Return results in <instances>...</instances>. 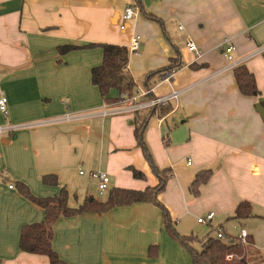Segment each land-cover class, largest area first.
Here are the masks:
<instances>
[{"label":"crops","instance_id":"0c3cea01","mask_svg":"<svg viewBox=\"0 0 264 264\" xmlns=\"http://www.w3.org/2000/svg\"><path fill=\"white\" fill-rule=\"evenodd\" d=\"M135 3L0 0V95L8 98L9 107L8 116L0 112V264H50L47 255L20 248L22 226L42 221L45 210L20 192L18 182L38 197L57 195L64 186L72 207L94 197V171L108 173V193L158 182L137 144L134 112L103 114L105 108L120 106L105 101L92 81L102 48L59 52L66 44L129 47L134 35L142 47L130 51L128 69L138 93L148 89L150 71L172 58L183 63L170 82L154 77L155 97L173 88L182 92L171 103L172 111L152 117L145 131L158 166L173 169L159 199L175 229L189 235L219 227L233 235L227 221L237 224L231 216L241 201H249L255 216L243 220L237 236L248 231L256 248L250 262L264 264V0H142L162 23L146 17ZM129 6L139 12L126 22L123 13ZM189 39L199 53L187 47ZM229 45L234 46L231 60L224 53ZM242 63L254 73L260 96L239 90L233 69ZM129 166L145 177L135 178ZM208 168L211 178L193 195L191 182ZM47 174H56L58 184H45ZM209 211L214 218L199 223L198 217ZM152 244L159 247L157 257L149 255ZM52 247L69 264H194L163 223L161 208L150 202L60 216Z\"/></svg>","mask_w":264,"mask_h":264},{"label":"trees","instance_id":"16d2710c","mask_svg":"<svg viewBox=\"0 0 264 264\" xmlns=\"http://www.w3.org/2000/svg\"><path fill=\"white\" fill-rule=\"evenodd\" d=\"M135 6L141 9L146 17L159 23L161 18L154 13L147 12L143 7L142 0H136ZM101 47L103 51V60L100 64L91 69L92 81L95 84L108 103L119 101L121 95L133 96L137 93V82L128 69V60L130 55L129 47L113 43H91L82 46L66 44L59 47V52L64 54L78 48ZM182 61L178 58H172L169 65L150 71L146 75L145 86L152 88L157 79H162L164 73L174 74L181 66ZM193 68L197 64L191 65ZM234 74L239 90L244 95L260 96L261 92L257 87L254 73L249 70L245 64H239L234 67ZM118 91V96H112L111 91ZM149 97H155L151 91ZM264 103V100H261ZM171 103H163L148 108L137 109L134 111V135L137 144L150 164L152 172L158 179L155 185L147 186L144 189H134L125 187H114L109 190L108 197L105 200L87 198L77 207L69 206L68 190L62 186L59 194L54 196H35L30 188L22 182H18L20 192L27 198L39 204L45 210V217L40 222L27 223L22 226L20 233V248L29 253L45 254L49 257L50 264H69L59 257V254L52 247L53 225L60 216H74L84 212H94L102 214L108 210L121 205H127L135 202H150L158 205L163 213V223L169 233L179 241L192 255L194 264H251L249 253L255 248L254 240L251 236H246L242 241L240 236L225 234V238H219L213 235L214 230L203 237L195 234H180L173 225V220L167 207L159 199V194L166 188L169 178L173 175L171 167L161 168L158 166L155 158L146 142L145 131L150 119L154 116L164 117L172 111ZM135 178L143 179L144 173L134 166H129ZM212 176V169H204L197 172L195 178L189 186L193 195L199 194L200 186L209 181ZM45 184H58L56 174H47L43 177ZM255 216L253 206L249 201H241L236 209L233 218L243 221L249 217ZM264 218V214L261 215ZM199 244V248L195 244ZM158 245L152 244L149 247V255L157 257Z\"/></svg>","mask_w":264,"mask_h":264},{"label":"built area","instance_id":"2783aa9c","mask_svg":"<svg viewBox=\"0 0 264 264\" xmlns=\"http://www.w3.org/2000/svg\"><path fill=\"white\" fill-rule=\"evenodd\" d=\"M139 11L133 8L132 6H129L125 9L123 13V20L129 21L133 19ZM124 27V25L122 26ZM142 47V41L140 36L134 35L131 38L129 49L131 52H137ZM187 47L196 53H199V48L195 44V42L192 39H189L187 41ZM234 50L233 45H229L224 50L225 56L227 59L231 60L232 55L231 52ZM173 74L170 73H164L162 76V81L170 82L172 80ZM152 91L151 88L146 89L145 91L137 92L136 95L128 96V95H121L119 98V101L117 104L120 106L118 107H112V108H105L103 111L104 115L107 114H113V113H119V112H127V111H135L137 109H143L148 108L154 105L163 104V103H172L176 102L179 95L181 94L182 90L173 88L171 91L163 96H157V97H149L148 94ZM141 98V100H140ZM0 112H2L4 115L8 116L9 114V107H8V98L5 95H0ZM77 117V116H74ZM71 118V117H68ZM73 118V117H72ZM2 129L0 128V131ZM188 164H191V160L188 159ZM93 178L97 181V187L100 194H104L109 189V182L110 177L108 173L103 171H94L91 173ZM10 187H13L11 185ZM215 212L209 211L205 216L198 217L197 221L199 223L207 224L214 218ZM240 238L242 241L246 240V236H248V231L246 229H242L240 232ZM217 237L219 238H225V232L220 229L218 230Z\"/></svg>","mask_w":264,"mask_h":264},{"label":"rangeland","instance_id":"374dc122","mask_svg":"<svg viewBox=\"0 0 264 264\" xmlns=\"http://www.w3.org/2000/svg\"><path fill=\"white\" fill-rule=\"evenodd\" d=\"M141 85H138V86L139 87H142ZM91 195H93L97 199L105 200L108 197V192H105L104 194H100L99 193V190L97 188V183H93ZM237 222L238 223L236 224V222L233 221V220H228L227 221V231L229 233L235 235V236L238 235V233H239V231L241 229V224L244 223V221L241 223L238 220H237ZM244 225H246V227H247V224L246 223ZM192 234H195V235L197 234L199 237H203L204 235H206L205 234V230H203V229H195L194 230V233H192ZM195 246L198 248L199 247V244L196 243Z\"/></svg>","mask_w":264,"mask_h":264}]
</instances>
